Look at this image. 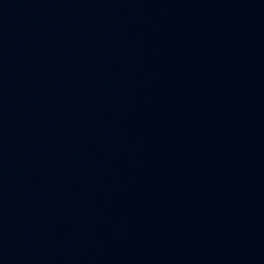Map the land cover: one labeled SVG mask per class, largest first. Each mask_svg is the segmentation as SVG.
Segmentation results:
<instances>
[{"label": "water", "instance_id": "water-1", "mask_svg": "<svg viewBox=\"0 0 264 264\" xmlns=\"http://www.w3.org/2000/svg\"><path fill=\"white\" fill-rule=\"evenodd\" d=\"M0 264H264V0H0Z\"/></svg>", "mask_w": 264, "mask_h": 264}]
</instances>
